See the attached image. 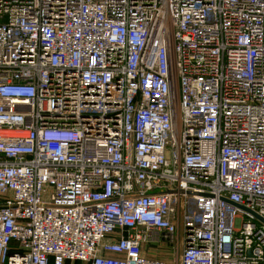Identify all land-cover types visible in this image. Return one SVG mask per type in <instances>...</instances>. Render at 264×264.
Wrapping results in <instances>:
<instances>
[{"label":"built area","instance_id":"1","mask_svg":"<svg viewBox=\"0 0 264 264\" xmlns=\"http://www.w3.org/2000/svg\"><path fill=\"white\" fill-rule=\"evenodd\" d=\"M65 261L264 264V0H0V264Z\"/></svg>","mask_w":264,"mask_h":264},{"label":"crops","instance_id":"2","mask_svg":"<svg viewBox=\"0 0 264 264\" xmlns=\"http://www.w3.org/2000/svg\"><path fill=\"white\" fill-rule=\"evenodd\" d=\"M154 238L155 236L154 234H152L149 243H146L142 246V252L144 255L149 257H157L158 252L153 250L151 247L159 246V244H163V243H161V241L155 240ZM165 246H167L171 251L169 245L165 244ZM171 257L172 254L170 253V257L168 259H171ZM63 264H88V263L79 262V261H65Z\"/></svg>","mask_w":264,"mask_h":264},{"label":"rangeland","instance_id":"3","mask_svg":"<svg viewBox=\"0 0 264 264\" xmlns=\"http://www.w3.org/2000/svg\"><path fill=\"white\" fill-rule=\"evenodd\" d=\"M153 250L157 251V257L161 259H168L170 257V249L164 244H159V246L151 247Z\"/></svg>","mask_w":264,"mask_h":264},{"label":"water","instance_id":"4","mask_svg":"<svg viewBox=\"0 0 264 264\" xmlns=\"http://www.w3.org/2000/svg\"><path fill=\"white\" fill-rule=\"evenodd\" d=\"M259 220H261L263 222V220L257 215V214H254Z\"/></svg>","mask_w":264,"mask_h":264},{"label":"trees","instance_id":"5","mask_svg":"<svg viewBox=\"0 0 264 264\" xmlns=\"http://www.w3.org/2000/svg\"><path fill=\"white\" fill-rule=\"evenodd\" d=\"M49 264H51V262Z\"/></svg>","mask_w":264,"mask_h":264}]
</instances>
